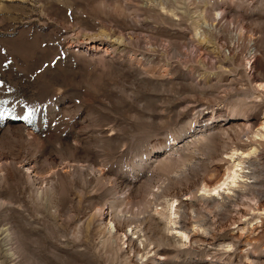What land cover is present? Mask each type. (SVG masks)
Instances as JSON below:
<instances>
[{"label":"rangeland","instance_id":"obj_1","mask_svg":"<svg viewBox=\"0 0 264 264\" xmlns=\"http://www.w3.org/2000/svg\"><path fill=\"white\" fill-rule=\"evenodd\" d=\"M0 101V264H264V0H0Z\"/></svg>","mask_w":264,"mask_h":264},{"label":"bare ground","instance_id":"obj_2","mask_svg":"<svg viewBox=\"0 0 264 264\" xmlns=\"http://www.w3.org/2000/svg\"><path fill=\"white\" fill-rule=\"evenodd\" d=\"M263 86V85H262ZM264 125H262V131L264 129L263 127ZM263 138H264V134H262ZM240 163L241 161L239 160L238 163L235 165V167H239L240 166ZM232 172V171H231ZM229 171H227L224 175V178L220 181V182H217L215 183L214 185H202V188H201V191L203 193H211V192H216L218 191V189L220 187H222L223 185H226L229 181L230 183H234L235 182V179L237 178V174L235 173V171L233 170V172L231 173ZM159 214L161 216L164 217L165 220H167L169 223L173 222L174 218L173 216H175L176 212H175V204L174 202H168V201H165L164 202V205L162 207V211L159 212ZM183 239H187V237L185 235L181 236Z\"/></svg>","mask_w":264,"mask_h":264},{"label":"snow or ice","instance_id":"obj_3","mask_svg":"<svg viewBox=\"0 0 264 264\" xmlns=\"http://www.w3.org/2000/svg\"><path fill=\"white\" fill-rule=\"evenodd\" d=\"M0 103H6V102H3V101H0ZM33 115L32 112H29L28 113V116L24 117L25 119H29L31 116Z\"/></svg>","mask_w":264,"mask_h":264}]
</instances>
